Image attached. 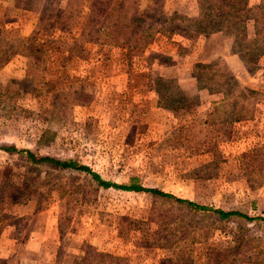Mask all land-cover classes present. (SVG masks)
I'll return each mask as SVG.
<instances>
[{"label": "rangeland", "instance_id": "374dc122", "mask_svg": "<svg viewBox=\"0 0 264 264\" xmlns=\"http://www.w3.org/2000/svg\"><path fill=\"white\" fill-rule=\"evenodd\" d=\"M154 1L140 0V10L150 12ZM211 1L163 0L167 15L175 17L171 26L182 31L189 27L181 17L197 16ZM257 4L261 8L239 17L246 19V37L233 27L209 34L192 30L191 36L178 31L159 35L146 47L89 42L84 50L74 51L75 33L88 17L86 4L73 34L59 37L60 31L54 36L46 28L40 31L41 41L56 45L47 62L48 85L33 96L21 94L14 110L0 105V145L75 158L109 181L129 183L136 178L147 187L264 216V185L250 187L240 157L253 136L264 133V0H250L251 6ZM39 16L15 0H0V38H30ZM257 30L261 32L255 36ZM198 63L207 67H196ZM27 68L25 55L0 56V86L24 93ZM70 94L85 104L67 102L61 108L62 119L55 121L53 102L63 103ZM232 100L257 107L256 121L229 130L227 123L204 121L217 122L208 114L217 102ZM6 161L0 151V177ZM37 172V198L2 213L0 264H60L82 258L87 246L130 251L131 264H163L164 250L147 246L145 239L155 228L151 211L163 215L169 205L150 193L97 188L84 172L46 164ZM208 218L213 224L210 241L197 245V264L208 243L227 245L240 228L249 230L250 237L263 238L264 244V228L256 222Z\"/></svg>", "mask_w": 264, "mask_h": 264}, {"label": "trees", "instance_id": "16d2710c", "mask_svg": "<svg viewBox=\"0 0 264 264\" xmlns=\"http://www.w3.org/2000/svg\"><path fill=\"white\" fill-rule=\"evenodd\" d=\"M15 2L19 7L38 11L40 16L30 38H0V44H2L0 47L1 57L10 59L15 54H22L28 59L27 84L24 93L0 86V105L5 103V106H10V110L17 107L16 100L21 94L33 96L39 93L38 89L44 88V84L48 85L46 79L47 62L51 49L56 48V45L50 40L41 41L39 38L40 31L46 28L45 30L52 36L60 31L59 37L65 36L62 33L73 34L78 16L86 4L89 8L88 17L81 31L75 33L74 51L84 50L89 42H98L108 47H146L159 35H170L171 32L182 31L177 30V26H171L174 24L175 17L167 15L163 0H155L154 8L146 13L140 10V0H15ZM211 3L213 4H210V7L200 11L197 16H182L181 19H184L189 27L182 32L191 36L192 30L209 34L217 31L226 32L230 30L227 29L228 27H233L239 32L237 34L242 35L243 33L245 36L246 19H239V17L246 16L245 14L251 9L261 8L258 4L251 6L250 0H212ZM261 18H256V24L260 22ZM234 19L235 22H232ZM260 32L257 30L255 36ZM195 66L207 67L204 63H198ZM161 80L175 81L173 78L164 77ZM35 81H39V88ZM64 94L62 93V96ZM72 97L73 94L68 95L63 103H61L62 100L55 99L52 111V114L56 115L55 121L62 119L60 117L61 108L67 102L85 104L81 101L78 102V99L74 101L75 96ZM184 102V99L180 100L181 106ZM243 106L239 105L236 100L217 102L208 116L214 117L218 121L213 120L211 122L209 119L204 121L206 123H227L229 125L226 130L235 127L236 124L243 125V123L256 121L257 107L254 105ZM169 108L174 109L173 106ZM49 119L51 120V117ZM44 133L46 134V131ZM44 133L41 136V141ZM243 133L242 130L241 136ZM247 135L249 136V134ZM234 138L236 139V136ZM52 139L53 137L48 138L47 142ZM0 151L4 152L7 157L0 177V224L5 209L37 198V185H39L37 169L46 164L57 169L84 172L86 176L91 177L92 184H97V188H115L122 191L150 193L155 197V200L159 199L169 205L170 207L163 215L151 211L150 217L155 221V228L147 233L145 239L147 246H156L164 250L163 264H197L195 251L197 245L210 241L213 224L209 221V215L218 216L222 220L239 217L256 222L257 226L264 228V216L251 215L238 209L216 207L179 196L159 187H147L136 178H132L129 183L109 181L89 165L75 158H58L48 154L40 155L32 148L16 144H2ZM240 155L250 187L263 186L264 133L254 135L251 146L243 149ZM18 162H22L20 163L22 166H18L16 169L15 164ZM67 200L69 203L72 201L70 197H67ZM67 206L70 210V205ZM174 209L179 210L180 213H176ZM60 229L61 233L65 232L64 225L61 224ZM248 232L249 230L238 229L233 233L231 243L227 245L208 243L204 247L203 259L198 264H264L263 238L250 237ZM132 259L133 254L130 251L123 253L104 249L98 250L87 246L82 252V258L65 259L60 264H131Z\"/></svg>", "mask_w": 264, "mask_h": 264}, {"label": "crops", "instance_id": "0c3cea01", "mask_svg": "<svg viewBox=\"0 0 264 264\" xmlns=\"http://www.w3.org/2000/svg\"><path fill=\"white\" fill-rule=\"evenodd\" d=\"M234 55H235V54H234ZM226 61H227L228 64L230 63V61H229L228 59H226ZM229 66H230V64H229ZM9 255H10V254H7V255L5 254V257H10ZM34 264H36V263H34Z\"/></svg>", "mask_w": 264, "mask_h": 264}]
</instances>
